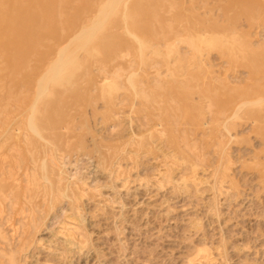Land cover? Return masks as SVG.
<instances>
[{
  "label": "rangeland",
  "instance_id": "1",
  "mask_svg": "<svg viewBox=\"0 0 264 264\" xmlns=\"http://www.w3.org/2000/svg\"><path fill=\"white\" fill-rule=\"evenodd\" d=\"M0 264H264V0H0Z\"/></svg>",
  "mask_w": 264,
  "mask_h": 264
}]
</instances>
